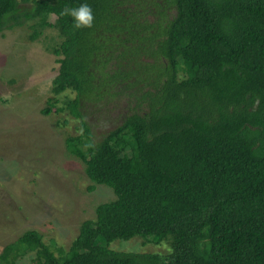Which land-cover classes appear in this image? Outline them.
<instances>
[{
  "label": "trees",
  "instance_id": "obj_1",
  "mask_svg": "<svg viewBox=\"0 0 264 264\" xmlns=\"http://www.w3.org/2000/svg\"><path fill=\"white\" fill-rule=\"evenodd\" d=\"M24 1L31 10L16 15V0H0V29L23 18L31 41L58 32L51 93L74 98L49 100L41 114L79 121L66 150L84 164L89 192L103 184L115 198L63 254L27 231L0 259L34 251L35 264H264V0ZM82 3L94 24L74 30L59 13ZM102 101L125 113L94 142L81 109ZM134 236L171 251L109 248Z\"/></svg>",
  "mask_w": 264,
  "mask_h": 264
},
{
  "label": "rangeland",
  "instance_id": "obj_2",
  "mask_svg": "<svg viewBox=\"0 0 264 264\" xmlns=\"http://www.w3.org/2000/svg\"><path fill=\"white\" fill-rule=\"evenodd\" d=\"M16 1V15L31 10V2ZM48 20L53 23L55 17ZM10 24L0 29V256L27 231H37L43 243L59 256L78 235L80 224L95 217V207L115 196L103 184L89 192L91 181L84 164L66 150V139L82 132L79 121L68 112L41 114L49 107V100L57 99L58 107L64 99L74 98L66 92L53 99L51 93L59 64L50 50L61 43L58 32L46 28L31 41V21L22 18L18 24ZM114 104L83 103L81 111L94 142L120 124L125 110ZM109 248L161 254L171 251L168 241L153 236L116 239ZM35 258L34 251L28 252L13 264H35ZM10 261L9 256L7 262L0 259V264Z\"/></svg>",
  "mask_w": 264,
  "mask_h": 264
},
{
  "label": "clouds",
  "instance_id": "obj_3",
  "mask_svg": "<svg viewBox=\"0 0 264 264\" xmlns=\"http://www.w3.org/2000/svg\"><path fill=\"white\" fill-rule=\"evenodd\" d=\"M63 17H70L74 30L90 29L94 24L93 9L88 3H82L77 7L65 5L59 13Z\"/></svg>",
  "mask_w": 264,
  "mask_h": 264
}]
</instances>
